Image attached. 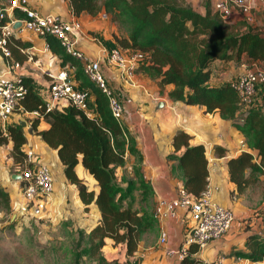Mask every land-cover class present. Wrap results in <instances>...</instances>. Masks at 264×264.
<instances>
[{
  "label": "trees",
  "instance_id": "16d2710c",
  "mask_svg": "<svg viewBox=\"0 0 264 264\" xmlns=\"http://www.w3.org/2000/svg\"><path fill=\"white\" fill-rule=\"evenodd\" d=\"M76 15H92L104 11L112 20L127 30V35L116 37V47L141 50L146 59L136 71H142L158 81L160 92L166 91L174 101L202 105L208 113L219 112L223 119L244 136L246 148L228 158L229 178L237 193H243L264 175V85L258 84L249 102H244L230 81L212 80V64L216 60L264 61V24L257 26L245 18L225 19L214 9L211 0H204L203 11L186 0H69ZM51 49L60 56L62 66L75 67V81L89 90V107L94 116L73 103L62 109L47 110L33 78L21 77L26 92L15 111H39L31 119V127L49 146L57 150L63 165L65 180L76 186L86 208L96 207L100 220L89 229H78L70 249L68 264H140L137 250L146 232L157 229L154 214L155 191L137 160L139 150L135 137L122 120L112 114L109 99L84 72L82 60L68 53L53 35L47 36ZM18 45H11L12 54ZM108 46V47H114ZM17 47V48H16ZM23 47V46H21ZM44 118L49 126L38 130ZM191 134L181 129L172 138V151L167 154L174 161L172 170L183 179V188L199 196L206 188L209 160L206 145L192 143ZM24 126L18 120L3 128L0 124V145L11 143L10 156L23 167L26 151ZM220 156L226 149L216 147ZM132 155V175L127 174V156ZM82 166L94 177L98 189L90 188L80 177L76 167ZM122 168V174L117 169ZM19 170V172L21 171ZM21 186L23 180H19ZM0 206L12 207L11 193L0 186ZM264 210V206H263ZM258 211V210H256ZM108 240L124 250L125 258L108 259L104 248ZM198 246L190 245L181 264L199 261ZM248 252L240 256L253 260L264 254V237L254 236Z\"/></svg>",
  "mask_w": 264,
  "mask_h": 264
},
{
  "label": "crops",
  "instance_id": "0c3cea01",
  "mask_svg": "<svg viewBox=\"0 0 264 264\" xmlns=\"http://www.w3.org/2000/svg\"><path fill=\"white\" fill-rule=\"evenodd\" d=\"M186 1L194 8L203 11L202 0ZM216 1L211 0L213 6ZM248 1L252 6L253 22L251 24L262 26L264 24V0ZM29 2L31 8L43 14L54 13L68 19L75 15L82 23L77 47L89 58L100 56V41L107 46H114L116 45V37H120L122 34L127 35L123 32L119 23L112 20L104 11L97 15L87 12L76 15L72 12L69 0H29ZM8 3L9 0H0V8ZM242 18L243 16L240 13L234 12L230 20L237 21ZM13 43L18 45L13 57L21 64L19 68L14 69V75L32 77L36 90L44 102L50 98L49 72L66 70L71 80L75 81V67L69 63L62 66L60 56L51 49L45 37L39 36L30 30H16ZM22 49H26V52ZM7 61L8 59L0 50V72L6 70ZM251 65L264 67V61H251L246 56H243L239 62L234 59L228 61L216 60L212 64V80L215 82L230 81L237 76L244 66ZM102 66L109 84L123 102L122 122L136 139L139 150L137 160L142 166L145 177L154 188L155 204L160 197H176L179 189L183 187L182 177L177 171L172 170L174 161L169 160L167 157V154L172 151L171 143L174 134L183 129L191 134L192 143L202 142L206 145V154L209 160L208 182L213 189V198L219 203L231 207L235 217L230 230L226 234L221 238L210 241L202 248L198 247L196 253L199 257L198 263L217 264L219 259L231 263L234 262L237 256H240L239 251L248 252L250 250V240L254 236L264 237V175H261L260 179L243 193L235 191L232 195L234 183L229 178L227 160L232 155L245 149L241 143V140H244L242 133L230 121L223 119L219 112L208 113L202 105H190L170 99L166 91L160 92L157 79L149 77L142 71H136L135 85L129 86L121 82L117 74L107 66L104 60ZM76 84L80 87L78 82ZM66 105H68L67 102L61 101L56 108L62 109ZM34 116L38 115L28 111L25 113L14 111L8 120V124L18 120L25 122L23 126L27 139L24 145L26 153L33 152L35 161L47 164L52 171L55 187L49 210L52 203L55 211L60 208H69L67 206L70 203H66V200L71 194L76 203L80 207H84L85 205L80 200L76 186L65 180L63 165L58 157L57 150L43 141L41 136L31 127V119ZM48 126V122L41 118L37 129L41 130ZM11 145V143L0 145L2 176L5 177V180L10 179L8 182L3 181L2 185L13 190L15 196H19L21 194V183L19 180L13 179L11 175L19 173L21 167L14 162L12 156L8 158L9 166H13L12 171L4 163L7 154H10ZM217 146L226 149L225 155L220 156L217 153ZM134 161V156H127L125 168L130 175H132ZM76 170L90 188L98 189L96 180L81 163L77 165ZM118 170L121 175L123 169L119 167ZM11 199L13 202L12 195ZM90 208L96 217V221L90 225L91 227L99 222L100 212L94 206ZM192 225L193 221L189 212L184 208H179L175 217L159 219L157 229L144 233L139 242L136 254L142 258L140 264H181L179 256L175 253L169 254L168 250H176L184 243ZM163 229L167 232L168 237L164 243H161L160 234ZM149 233L155 234L154 240L146 239V235ZM107 244H111V241L108 240ZM113 247L120 249L119 256L106 257L108 259L118 257L124 259V250L121 249L120 245ZM252 261L253 264H264V254L261 259H252Z\"/></svg>",
  "mask_w": 264,
  "mask_h": 264
},
{
  "label": "built area",
  "instance_id": "2783aa9c",
  "mask_svg": "<svg viewBox=\"0 0 264 264\" xmlns=\"http://www.w3.org/2000/svg\"><path fill=\"white\" fill-rule=\"evenodd\" d=\"M29 3V0H9L7 5L0 8V50L8 59L6 70L0 72L1 126L3 128L7 126L20 98L26 92L21 77L14 75V69L21 65L13 57L11 51L16 30H30L45 38L48 35L56 37L68 53L83 61L84 72L106 94L114 117L122 120L123 102L109 84L102 61L104 60L107 66L117 74L121 82L133 86L135 85L136 69L146 59L145 53L141 50L108 47L100 41V56L89 58L77 47L82 23L75 15L68 19L54 13L43 14L31 8ZM214 9L218 10L225 19H230L234 12H238L249 23L253 22L252 6L248 0H217ZM16 22H20L18 27H14ZM22 51L26 52V49H22ZM48 75L50 77V98L45 101L47 110L54 109L61 101H65L67 104L73 103L84 110L87 116H94L93 110L89 107L92 100L89 90L80 88L75 81L71 80L66 70L49 72ZM230 82L232 87L238 91L241 99L244 102H249L256 91V86L264 85V67L244 66ZM31 113L39 115L37 110ZM241 143L246 148L245 141L241 140ZM19 173L23 180L21 186L23 198L17 209L18 213L33 218L42 217L49 211L55 187L50 167L47 164L37 163L34 153L29 151L26 153L23 167ZM179 208L186 209L193 221L184 243L176 250H168L169 254L175 253L180 259L188 253L190 245L202 248L210 241L221 238L230 230L235 217L231 207L225 206L213 198V189L209 182L199 196H194L181 187L176 197H160L155 204L154 214L158 220L175 217ZM167 237V232L164 229L161 230L160 242L164 243ZM217 264H253V261L248 257L237 256L234 262L228 263L224 259H219Z\"/></svg>",
  "mask_w": 264,
  "mask_h": 264
},
{
  "label": "rangeland",
  "instance_id": "374dc122",
  "mask_svg": "<svg viewBox=\"0 0 264 264\" xmlns=\"http://www.w3.org/2000/svg\"><path fill=\"white\" fill-rule=\"evenodd\" d=\"M107 16L110 17L108 13ZM120 27L124 33H127L126 28L122 25ZM9 156L10 154H7L4 160L7 167ZM9 167L12 171L13 166ZM2 170L0 168V186H3V181H10L9 178L4 179ZM117 172L119 174L118 169ZM3 187L10 191L13 202L10 210L0 206V264H68L69 251L77 237V230L89 229L96 221L93 210L90 207H80L71 194L66 200V203H70L67 206L69 208L55 211L52 203L50 210L42 217L33 218L17 211L22 202V195L15 196L13 190L8 189L7 186ZM146 237L154 240L155 234L149 233ZM104 253L111 258L115 255L119 256L120 249L107 244Z\"/></svg>",
  "mask_w": 264,
  "mask_h": 264
},
{
  "label": "water",
  "instance_id": "95a60500",
  "mask_svg": "<svg viewBox=\"0 0 264 264\" xmlns=\"http://www.w3.org/2000/svg\"><path fill=\"white\" fill-rule=\"evenodd\" d=\"M19 25H20V22H16V23L14 24V27H18ZM20 122H21L23 125H25V122H24V121L20 120ZM11 177H12L13 179H15V180H21V178H22V176H21L20 173H14V174L11 175Z\"/></svg>",
  "mask_w": 264,
  "mask_h": 264
}]
</instances>
